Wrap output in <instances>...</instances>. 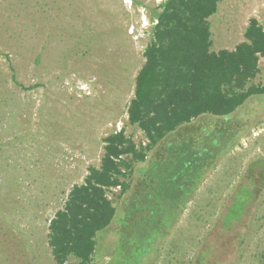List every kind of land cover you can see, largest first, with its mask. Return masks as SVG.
<instances>
[{"label": "rangeland", "instance_id": "rangeland-1", "mask_svg": "<svg viewBox=\"0 0 264 264\" xmlns=\"http://www.w3.org/2000/svg\"><path fill=\"white\" fill-rule=\"evenodd\" d=\"M163 1L0 0V264H55L50 219L100 165L103 139L125 129L145 140L127 109ZM253 18L264 26V0H222L212 49H235ZM253 82L264 88V58ZM229 117L243 122L244 137L198 189L158 264H264V96ZM239 189L240 205L253 196L223 230ZM115 229L93 264L122 247Z\"/></svg>", "mask_w": 264, "mask_h": 264}, {"label": "trees", "instance_id": "trees-1", "mask_svg": "<svg viewBox=\"0 0 264 264\" xmlns=\"http://www.w3.org/2000/svg\"><path fill=\"white\" fill-rule=\"evenodd\" d=\"M221 1L160 5L127 109L129 124L147 143L137 144L125 129L103 139L100 165L89 167L50 219L55 264L72 257L93 264L98 243L115 228L114 240L125 241L107 252L111 264H158L164 240L198 189L244 137L245 131L238 136L243 122L229 116L250 97L264 96V88L253 82L264 58V26L253 18L235 49L214 51L210 18ZM240 189L223 230L242 216L253 196L246 192L247 203L240 205Z\"/></svg>", "mask_w": 264, "mask_h": 264}, {"label": "crops", "instance_id": "crops-1", "mask_svg": "<svg viewBox=\"0 0 264 264\" xmlns=\"http://www.w3.org/2000/svg\"><path fill=\"white\" fill-rule=\"evenodd\" d=\"M141 132H142V131H141ZM142 133H143V132H142ZM143 143H144V144H146V143H147V140H146V138H145V140L143 141Z\"/></svg>", "mask_w": 264, "mask_h": 264}]
</instances>
